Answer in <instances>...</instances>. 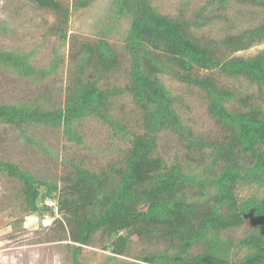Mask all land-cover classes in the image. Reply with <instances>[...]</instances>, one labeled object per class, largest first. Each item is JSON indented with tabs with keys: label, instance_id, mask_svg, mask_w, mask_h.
I'll return each instance as SVG.
<instances>
[{
	"label": "trees",
	"instance_id": "trees-1",
	"mask_svg": "<svg viewBox=\"0 0 264 264\" xmlns=\"http://www.w3.org/2000/svg\"><path fill=\"white\" fill-rule=\"evenodd\" d=\"M24 1L53 14L48 33L59 46L47 68L34 65L33 51L0 47V66L43 81L60 70L62 47L70 42L68 77L60 99L44 89L33 101H0V126L41 146L34 129H58L83 147L86 123L97 119L120 149L94 164L91 155L65 147L57 177L0 159V174L19 184L21 209L55 218L72 264L98 244L113 264H264V49L239 54L264 43V0H207L177 14L162 12L154 0H111L109 23L96 37L70 33L73 10L95 0ZM234 5L256 9L258 23L221 36L204 31L230 20ZM121 24L122 47L111 39ZM119 73L123 84L115 79ZM165 77L205 101L219 135L198 133L186 122L185 100ZM164 134L182 144L172 158L162 150ZM240 185L254 190L242 195ZM243 226L236 238L233 230ZM134 236L146 245L141 255L131 252Z\"/></svg>",
	"mask_w": 264,
	"mask_h": 264
},
{
	"label": "rangeland",
	"instance_id": "rangeland-1",
	"mask_svg": "<svg viewBox=\"0 0 264 264\" xmlns=\"http://www.w3.org/2000/svg\"><path fill=\"white\" fill-rule=\"evenodd\" d=\"M207 0H154L155 5L165 13L177 14L181 7L187 5L189 10L200 8ZM256 10V9H255ZM251 7L241 8L234 5L229 12L230 20L221 18L205 27L204 31L214 36H221L229 29H242L258 23L260 14ZM112 12L111 0H95L89 7L73 10L70 21V33L81 37H96L109 23ZM54 16L45 9L24 0H0V47L34 52L33 63L39 68H47L53 61L54 50L59 46L56 36L50 35L48 29ZM124 25L121 24L111 39L120 47L124 44ZM264 49V43L242 51V55H254ZM70 42L62 47L65 62L60 70L46 79L36 80L17 74L10 68L0 66V101L26 102L39 99L44 89L56 92L61 98L60 88L66 84L68 77V54ZM115 79L123 84L121 73ZM167 85L180 94L185 103L181 112L187 123L198 133L216 136L221 133L206 108L205 101L192 89L168 77ZM232 86H244L243 81L227 79ZM46 86V87H45ZM247 88H249L247 86ZM59 94V95H58ZM130 103L129 100L125 101ZM86 146L68 143L61 130L37 128L33 133L43 143H28L9 126H0V159H8L20 163L26 169L43 177H57L62 172V157L65 147L72 155H91L92 163L114 158L119 153L120 141L113 138L108 127L97 119L86 123ZM163 152L172 158L182 144L173 134H164L161 138ZM19 184L0 174V264H72V251L66 241L60 239L62 226L55 223L49 214L28 215L21 208L18 197ZM254 190L253 186L240 185L238 191L247 195ZM57 208L55 207V210ZM60 215L56 214V217ZM247 226L233 230L236 238L242 237ZM146 245L134 236L131 252L141 255ZM110 252L99 244L86 246L81 254V264H113L109 259Z\"/></svg>",
	"mask_w": 264,
	"mask_h": 264
}]
</instances>
